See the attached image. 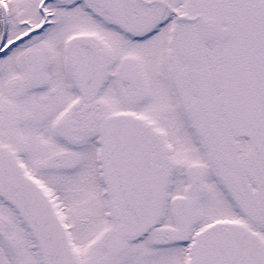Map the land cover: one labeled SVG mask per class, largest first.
<instances>
[{
	"label": "snow or ice",
	"instance_id": "snow-or-ice-1",
	"mask_svg": "<svg viewBox=\"0 0 264 264\" xmlns=\"http://www.w3.org/2000/svg\"><path fill=\"white\" fill-rule=\"evenodd\" d=\"M0 264H264V0H0Z\"/></svg>",
	"mask_w": 264,
	"mask_h": 264
}]
</instances>
